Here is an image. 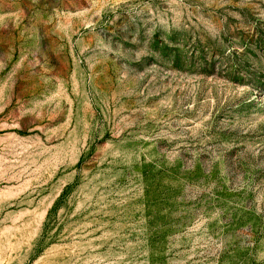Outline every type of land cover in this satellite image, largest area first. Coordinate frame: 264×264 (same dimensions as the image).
Segmentation results:
<instances>
[{"label":"rangeland","instance_id":"obj_1","mask_svg":"<svg viewBox=\"0 0 264 264\" xmlns=\"http://www.w3.org/2000/svg\"><path fill=\"white\" fill-rule=\"evenodd\" d=\"M0 264H264V0H0Z\"/></svg>","mask_w":264,"mask_h":264}]
</instances>
